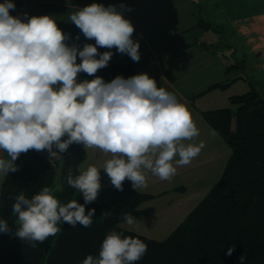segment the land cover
Wrapping results in <instances>:
<instances>
[{"label": "clouds", "instance_id": "obj_1", "mask_svg": "<svg viewBox=\"0 0 264 264\" xmlns=\"http://www.w3.org/2000/svg\"><path fill=\"white\" fill-rule=\"evenodd\" d=\"M14 8L12 0L0 3V150L11 158H0V174L18 171L15 161L30 150L47 151L52 159L75 143L111 156L101 169L89 165L75 176L69 170L67 184L82 194L83 204L75 199L61 203L48 187L31 199L23 192L14 197L15 235L42 244L60 231V223L92 226L95 209L85 206L98 198L101 170L117 190L123 191L125 180L133 189L144 187L145 170L170 180L204 144L191 143L199 130L186 105L147 73L118 75L110 82L95 75L113 56L98 48H115L140 60L134 25L115 5L92 3L70 14V22L95 41L82 49L68 45V34L52 16L24 14L22 19L10 14ZM81 72L95 78L78 81ZM124 220L131 225L135 218L125 213ZM9 231L7 221L0 220V233ZM146 251L141 239L112 230L98 258L88 255L82 264H135ZM239 261L245 264V256Z\"/></svg>", "mask_w": 264, "mask_h": 264}, {"label": "trees", "instance_id": "obj_2", "mask_svg": "<svg viewBox=\"0 0 264 264\" xmlns=\"http://www.w3.org/2000/svg\"><path fill=\"white\" fill-rule=\"evenodd\" d=\"M195 1L204 9L202 0ZM203 13L199 25L220 32V26ZM80 33L76 26L70 27L68 45ZM104 51L114 55V49L102 48L100 53ZM121 72L132 76V65L109 61L95 75L112 80ZM78 76L95 78L83 72ZM228 84L216 83L208 90L224 89ZM229 100L233 106L202 111L231 148L224 171L207 196L163 240L120 226L125 213L135 218L154 211L141 205L155 195L133 189L128 180L123 191L111 184L103 187L98 198L85 206L86 211L95 209L91 227L60 223V231L42 244L20 239L15 235L19 222L12 212L14 197L23 192L31 199L44 187L52 190L59 175L61 189L56 198L61 203L75 199L83 204L82 194L68 186L67 175L69 170L78 175L87 158L83 145L75 143L58 158L34 150L21 154L15 161L18 171L4 175L0 190V220L7 221L10 229L0 233V264H82L88 255L98 258L102 241L112 230L147 245L145 255L135 264H240L242 255L245 264H264V93L251 82L248 91L231 95ZM231 247L234 251L229 256Z\"/></svg>", "mask_w": 264, "mask_h": 264}, {"label": "crops", "instance_id": "obj_3", "mask_svg": "<svg viewBox=\"0 0 264 264\" xmlns=\"http://www.w3.org/2000/svg\"><path fill=\"white\" fill-rule=\"evenodd\" d=\"M214 1L219 6L215 7L217 11L221 8L219 4H224L233 31L238 35L248 36L249 43L255 45L254 51L249 52L251 65L239 57L231 69L227 68L230 63L226 60L228 57L226 50L230 47V43L235 44L234 40L225 44L226 38L223 39L222 36L220 39L219 31L205 29L199 25L204 13L195 0H12L15 8L10 10V14L22 19L25 18L24 14L28 17L50 15L55 19L58 27L67 34L69 28L75 26L70 22V14L78 8L92 3H101L106 7L115 5L117 10L122 11L124 17L134 25L133 39L139 42L140 60L134 62L127 54H120L113 48L114 55L110 63L131 64L133 75L147 73L157 81L158 87L173 93L179 102L186 105L199 130V136L191 143L203 142L202 152L206 149L207 140L204 139L207 136L224 147V140L202 114L204 110L228 106L219 102L221 100L224 102L225 98L230 103V96L239 94L233 92L227 95V92L222 91L227 90L239 79H244L248 80L249 85L253 82L264 93V0ZM3 2L4 0H0V3ZM121 5L124 7L121 8ZM216 16L218 18V15ZM216 24L219 25L217 22ZM222 32L224 33V30ZM85 43L95 44V41L86 39L80 33L69 46L76 45L82 49ZM101 49L98 48V51L100 52ZM241 67L249 69L248 75L242 74ZM118 75L124 78L131 77L124 72ZM83 80H91V78L78 76V81ZM110 81L105 80V82ZM220 82L229 84L224 89L208 90L210 86ZM211 95L213 104L207 98ZM185 143L189 142L185 141ZM86 152L87 158L80 165V170L87 169L89 165L101 169L103 165L97 163L111 158L110 154H105L96 148L86 149ZM43 154H46L45 151ZM221 154L212 161H218ZM230 154L231 150L229 156ZM0 158L11 159L3 150H0ZM222 159L218 163L211 162L210 167L215 168L217 163V170L220 171ZM192 162L177 167V171L187 173L193 168ZM201 165L204 163L202 162ZM101 174L106 173L101 170ZM145 174L151 173L145 170ZM2 179L3 174H0V182Z\"/></svg>", "mask_w": 264, "mask_h": 264}, {"label": "rangeland", "instance_id": "obj_4", "mask_svg": "<svg viewBox=\"0 0 264 264\" xmlns=\"http://www.w3.org/2000/svg\"><path fill=\"white\" fill-rule=\"evenodd\" d=\"M202 1V3H204L203 12H205L206 17H209L215 23H219V30L221 32L224 30V33L219 32L220 39H222V36L223 39L226 38L224 40L225 44H228L230 40H234L235 44L230 43V47H228L226 50V55L228 56L226 60L229 61L230 64H233L236 63L239 57H241V59L246 60L248 65H251L252 59L250 58L251 56H249L251 55L249 52L254 51L255 45L253 43H249L248 36H241L238 35L237 32L235 33L233 31L231 19L226 8H224V4L218 3L221 8L217 11L215 9L217 4L214 0H208V4H206V0ZM212 2H215V4H211ZM216 15H218V18ZM241 70L242 74L247 73L248 75L249 69L247 70L245 67H241ZM249 89L250 85L248 80L239 79L236 83L231 84L227 90L222 92H227V95L228 93L233 92L240 94L245 93ZM207 98H209L208 100L213 104L214 100L212 99V95ZM219 103H221V105H228V107L233 106L225 98L224 102L221 100ZM204 140H207L206 149H204L195 159H193L191 164L193 168L188 170L187 173L177 171V173L170 180L163 181L152 174H145L147 178L146 186L139 187L137 189L145 193L154 194L155 196L144 202L141 205V208L153 207L154 211L135 217L134 223L131 225L127 224L126 221H122L120 223L122 228L151 237L153 239L163 240L182 221H184L188 214L207 196L209 191L221 177L226 166V162L229 158V150H231L225 141L224 147L222 148L214 141L215 139L213 138L207 136ZM41 152L42 154L44 153V151ZM220 153L222 154L220 155L218 161H220L222 157L223 159L221 169L219 171L217 170L218 161L212 160ZM202 162L204 165H201ZM211 162H217L215 164V168L210 167ZM97 164L103 165L104 162H99ZM2 181L3 179L0 182V190ZM110 183L111 182L107 174H101L102 187H105ZM60 189L61 183L58 175L55 180L54 188L51 190V192L54 196H56V192Z\"/></svg>", "mask_w": 264, "mask_h": 264}, {"label": "built area", "instance_id": "obj_5", "mask_svg": "<svg viewBox=\"0 0 264 264\" xmlns=\"http://www.w3.org/2000/svg\"><path fill=\"white\" fill-rule=\"evenodd\" d=\"M45 153H46V155H48V156H49V154H48V152H47V151H45Z\"/></svg>", "mask_w": 264, "mask_h": 264}]
</instances>
